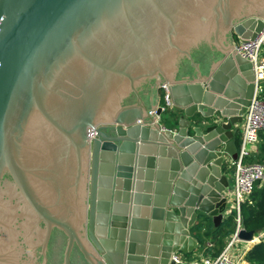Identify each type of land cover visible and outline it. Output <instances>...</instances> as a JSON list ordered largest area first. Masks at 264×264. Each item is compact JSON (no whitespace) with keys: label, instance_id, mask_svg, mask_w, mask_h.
Segmentation results:
<instances>
[{"label":"water","instance_id":"1","mask_svg":"<svg viewBox=\"0 0 264 264\" xmlns=\"http://www.w3.org/2000/svg\"><path fill=\"white\" fill-rule=\"evenodd\" d=\"M263 29L264 0H0V264H46L54 229L61 264H189L231 213L234 44Z\"/></svg>","mask_w":264,"mask_h":264},{"label":"built area","instance_id":"2","mask_svg":"<svg viewBox=\"0 0 264 264\" xmlns=\"http://www.w3.org/2000/svg\"><path fill=\"white\" fill-rule=\"evenodd\" d=\"M234 51L251 62L254 70V91L243 115L237 158L230 159L228 163L230 170L232 168L233 171L230 193L239 221L240 204L249 198L257 181H264V165L256 161H246L259 142V133L264 131V29L254 40L236 42ZM162 96L168 103L167 91H163ZM229 245L216 256H205L191 264H245L242 259L231 255ZM173 258L176 261L180 260L176 254H173Z\"/></svg>","mask_w":264,"mask_h":264},{"label":"crops","instance_id":"3","mask_svg":"<svg viewBox=\"0 0 264 264\" xmlns=\"http://www.w3.org/2000/svg\"><path fill=\"white\" fill-rule=\"evenodd\" d=\"M241 126L242 124H240V126H238V129L235 131V138L240 139L241 138ZM264 134V131H261L259 133V142L258 144L254 147V150L251 154V157L249 159H247L246 161H256V159L259 157L260 155V149H261V144L263 143V137L262 135ZM232 179H233V171L231 168V172H230V183L232 185ZM230 205H231V213L233 211H235V209L233 208L234 204H233V198L231 196L230 193ZM236 212V211H235ZM230 213V214H231ZM221 225L223 227L222 232H224L225 230H229V228L231 227V225L229 227H226L225 225V220H223L221 222ZM232 227L234 228L233 232L228 234L227 236L222 235L221 238L215 237L213 235V232L216 231L217 228H215L213 226V224L211 222H209L205 228L202 230L199 240L197 238V245L195 247V249L193 250V252L189 253V254H181L180 252H177L176 255L180 258V260L185 261L189 264H191V262H195L200 260L202 257L205 256H216L217 254L220 253V251L222 249H224L225 246L229 245V249L231 252V255L235 258H239L242 259V261L246 262L244 259L245 254L247 253V251L256 243L255 242V236L259 235L258 238L261 236V234L264 231H259L258 233H256L255 235H253V241L251 242H247V241H243L240 240L238 238H235V232L238 228L243 227L242 226V222L241 219H239V221H237V216H235V221L234 224L232 225ZM207 232H209V235L207 234ZM264 236H262L261 238H263ZM255 242V243H254ZM190 256V260L187 259V257Z\"/></svg>","mask_w":264,"mask_h":264},{"label":"trees","instance_id":"4","mask_svg":"<svg viewBox=\"0 0 264 264\" xmlns=\"http://www.w3.org/2000/svg\"><path fill=\"white\" fill-rule=\"evenodd\" d=\"M264 54V52H263ZM263 143L261 144L260 155L256 159V162L264 165V134ZM237 146L240 143V139L235 138ZM236 212L233 211L229 218L225 220L226 227H231L229 230L222 232L223 227L220 225L216 231L213 232L215 237L221 238L222 235L232 233L234 228L232 225L235 221ZM240 219L243 228L246 230H258L264 231V181H257L254 185L252 193L249 198L240 204ZM209 235V232H207ZM187 259H191L190 256ZM244 259L247 264H264V237L260 238L245 254Z\"/></svg>","mask_w":264,"mask_h":264},{"label":"flooded vegetation","instance_id":"5","mask_svg":"<svg viewBox=\"0 0 264 264\" xmlns=\"http://www.w3.org/2000/svg\"><path fill=\"white\" fill-rule=\"evenodd\" d=\"M205 52H196L195 55L200 59L203 57ZM155 89V88H154ZM162 91H160V94ZM64 244V235L61 231L54 229L49 241L48 251H47V263L46 264H61V252ZM72 264H82L81 259L77 257V254L73 253Z\"/></svg>","mask_w":264,"mask_h":264},{"label":"rangeland","instance_id":"6","mask_svg":"<svg viewBox=\"0 0 264 264\" xmlns=\"http://www.w3.org/2000/svg\"><path fill=\"white\" fill-rule=\"evenodd\" d=\"M162 92H163V91H162ZM162 92H161V93H162ZM258 236H259V235L255 236V238H256V239H255V242H257L262 236H264V232L261 234V236H260L259 238H258ZM255 242H254V243H255ZM245 264H247V263L245 262Z\"/></svg>","mask_w":264,"mask_h":264}]
</instances>
